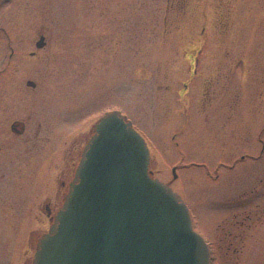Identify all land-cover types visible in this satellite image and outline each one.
Wrapping results in <instances>:
<instances>
[{"label": "rangeland", "instance_id": "374dc122", "mask_svg": "<svg viewBox=\"0 0 264 264\" xmlns=\"http://www.w3.org/2000/svg\"><path fill=\"white\" fill-rule=\"evenodd\" d=\"M232 24L226 42H215L211 0H0V115L5 121L28 115L34 127L40 121L45 148L57 142L61 164L68 147L81 153L99 116L119 110L147 142L151 176L187 203L194 229L209 243L210 264H264L260 208L253 203L257 214L242 224L244 209L234 216L229 202L254 185L256 172L239 164L214 170L232 158L214 144L213 130L202 131L222 124L230 100L237 137L250 118L252 76L241 78L232 63L250 42L236 41ZM42 30L44 46L36 47ZM224 49L233 59L220 53L225 75L232 72L231 88L215 92L212 81L203 88V76L213 75L199 71L201 62L213 67ZM245 146L237 141L235 155ZM193 161H205L208 169L188 164Z\"/></svg>", "mask_w": 264, "mask_h": 264}, {"label": "water", "instance_id": "95a60500", "mask_svg": "<svg viewBox=\"0 0 264 264\" xmlns=\"http://www.w3.org/2000/svg\"><path fill=\"white\" fill-rule=\"evenodd\" d=\"M149 162L147 143L126 116L117 109L100 116L33 264H210L188 206L150 175Z\"/></svg>", "mask_w": 264, "mask_h": 264}, {"label": "flooded vegetation", "instance_id": "af4514ba", "mask_svg": "<svg viewBox=\"0 0 264 264\" xmlns=\"http://www.w3.org/2000/svg\"><path fill=\"white\" fill-rule=\"evenodd\" d=\"M199 1L202 2V5L207 4V0ZM211 5L216 27L215 42H226L228 33L224 32H227L231 22L234 25L236 41L247 40L250 42L249 51H243L245 56L241 54L242 58L239 56L232 62L234 65H238L241 78L242 75L245 78L250 75L253 80L250 86L248 85L252 99L248 100L249 105H247L250 118L246 130L243 133L240 132V137H237L235 125L231 126L229 123V120L235 116V114L232 115L235 100L226 102L227 110L223 116L225 118L222 122L223 126L220 124L215 128L214 125L211 128H202V131L213 130L214 144H222L219 147L220 150L217 149L221 154L224 153L232 158L229 163L219 161L216 165L213 164L214 170H219L221 166L235 170L239 164V167L242 165L240 168L250 171V174L256 172L257 178H255L254 185L240 191L229 201L237 209L233 213L234 216L244 209L242 210V219L239 221L245 224L253 217V214H257L256 212L252 213L249 208L253 203L257 208H260V217L264 216V206H259V201H257L262 198L259 196L263 195L264 197L262 189L264 185V0H211ZM41 37L45 43L46 36L43 30L38 40ZM202 39L204 40V38ZM204 48L205 45H202V51ZM220 53L224 54L223 58L229 59V63L233 60L231 52L229 56V51L224 49L219 52V58L213 61V67H210L211 61H206V64L202 61L199 70L203 75H213L212 77L203 76L202 87L206 88L207 86L204 81L209 83L212 81L214 83L212 87L216 86L215 92L229 90L232 85L230 82L232 72L229 71L225 75L223 71L225 59L222 60ZM30 54L34 55L35 52L31 51ZM244 61L250 67L247 71ZM195 63H198L197 58ZM192 71L195 72V68ZM35 85L34 82V86L31 87H35ZM245 87L247 88V85ZM236 90L235 87V92L232 94L235 97ZM201 94L204 102L206 95L203 91ZM253 118L255 121L261 122L259 128L256 123L252 124ZM5 119L4 113L0 115V264H33L40 237L54 223L56 215L62 207L70 183L74 178L80 153L78 155L76 148L68 147L60 164L57 142H53V147L45 148L44 144L47 143V140L44 139L48 137L44 138L40 121L35 122L34 127L29 124L28 115L11 118L7 121ZM252 127L258 129L254 137H252ZM237 141L243 142L246 146L235 155ZM226 144L228 145L226 146ZM203 153H201L202 156H204ZM188 164L207 169L209 165L205 161H193ZM253 195L255 197L250 200L248 197Z\"/></svg>", "mask_w": 264, "mask_h": 264}]
</instances>
